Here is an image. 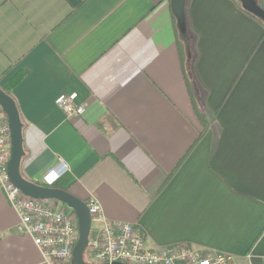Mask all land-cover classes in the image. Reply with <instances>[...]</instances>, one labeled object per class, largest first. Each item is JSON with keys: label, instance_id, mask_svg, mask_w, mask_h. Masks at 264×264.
Listing matches in <instances>:
<instances>
[{"label": "crops", "instance_id": "0c3cea01", "mask_svg": "<svg viewBox=\"0 0 264 264\" xmlns=\"http://www.w3.org/2000/svg\"><path fill=\"white\" fill-rule=\"evenodd\" d=\"M173 12L171 0H0V87L17 79L21 173L46 186L63 160L55 186L97 200L147 247L187 243L264 264V23L233 0H191L189 41ZM191 59L211 121L201 136ZM74 92L82 116L56 103ZM19 224L0 188V264L42 261Z\"/></svg>", "mask_w": 264, "mask_h": 264}, {"label": "built area", "instance_id": "2783aa9c", "mask_svg": "<svg viewBox=\"0 0 264 264\" xmlns=\"http://www.w3.org/2000/svg\"><path fill=\"white\" fill-rule=\"evenodd\" d=\"M57 105L69 116H82L86 104L78 102V93L57 97ZM11 128L0 105V188L8 203L20 216L18 230L29 235L38 247L42 261L36 264H75L73 251L79 239L78 218L67 206L57 208L49 199L25 195L10 180L8 163L11 158ZM68 169L63 160L51 167L43 179L48 187L55 186ZM92 218L88 247L95 262L91 264H238L231 254L202 251L187 243L149 248L142 230L133 224L109 219L95 199L86 202Z\"/></svg>", "mask_w": 264, "mask_h": 264}, {"label": "water", "instance_id": "95a60500", "mask_svg": "<svg viewBox=\"0 0 264 264\" xmlns=\"http://www.w3.org/2000/svg\"><path fill=\"white\" fill-rule=\"evenodd\" d=\"M242 5L251 12L264 18L263 10L254 0H240ZM186 0H171L173 11L178 19L182 31L186 28L185 14ZM0 105L6 113L12 133L11 158L8 163V175L13 184L25 195L36 199H54L71 208L79 223L80 235L73 251L75 264H91L84 259V253L89 244V236L92 226V218L86 201L72 195L64 189L56 186L48 187L27 180L21 173V162L25 156L23 146V127L20 111L14 98L0 87ZM112 264H124L114 262Z\"/></svg>", "mask_w": 264, "mask_h": 264}, {"label": "trees", "instance_id": "16d2710c", "mask_svg": "<svg viewBox=\"0 0 264 264\" xmlns=\"http://www.w3.org/2000/svg\"><path fill=\"white\" fill-rule=\"evenodd\" d=\"M237 5L238 7H240L241 9H243L245 12L249 13L250 15H252L254 18H256L258 21L264 23V18L251 12L250 10L246 9L240 0H233ZM190 2L191 0H186L185 2V14H186V27H187V32H188V35L190 33V31H188V28L190 27L189 26V6H190ZM264 12V7L261 8ZM173 15H174V25L176 27L177 30H179V26H178V20H177V17L175 15V13L173 12ZM190 36V35H189ZM189 41L191 40V36L189 37ZM196 40H194V44H195ZM184 43L181 42L180 43V51L182 52V59L183 57H185V54H184ZM195 64H196V60H193L191 59V62L188 64V67H185L183 68L184 70V73H185V79H186V85L188 87V90H189V93H190V96H191V99H192V102H193V105H194V108L196 110V114L198 116V119L200 120L201 124L203 125V131L200 133V136L201 134H203V132L207 131L210 127H211V121L209 120V118L207 117L206 113L203 112L199 106H198V102H197V98H196V95H195V89H194V84H193V78H194V74H195ZM188 71V73H187ZM19 79H21L23 77V74H21L20 76H17ZM17 82V79L13 82V85ZM12 86H9L7 88H5V92L7 94H9L12 98H14V95L12 93ZM15 99V98H14ZM16 101V100H15ZM18 106V104H17ZM19 108V107H18ZM21 115V113H20ZM21 119H22V116H21ZM23 122V120H22ZM200 138V137H199ZM198 138V140H199ZM191 150V149H190ZM189 150V151H190ZM187 155V154H186Z\"/></svg>", "mask_w": 264, "mask_h": 264}, {"label": "rangeland", "instance_id": "374dc122", "mask_svg": "<svg viewBox=\"0 0 264 264\" xmlns=\"http://www.w3.org/2000/svg\"><path fill=\"white\" fill-rule=\"evenodd\" d=\"M84 259L87 263H93L95 262L92 253L90 252L89 248L86 249L84 253Z\"/></svg>", "mask_w": 264, "mask_h": 264}]
</instances>
